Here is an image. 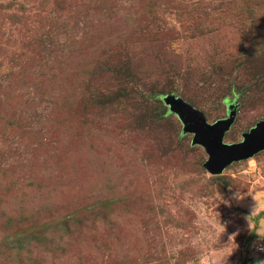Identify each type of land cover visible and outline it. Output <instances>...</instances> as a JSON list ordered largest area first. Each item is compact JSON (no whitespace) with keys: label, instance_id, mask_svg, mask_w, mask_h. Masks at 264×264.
Wrapping results in <instances>:
<instances>
[{"label":"rangeland","instance_id":"obj_1","mask_svg":"<svg viewBox=\"0 0 264 264\" xmlns=\"http://www.w3.org/2000/svg\"><path fill=\"white\" fill-rule=\"evenodd\" d=\"M171 101L264 121V0H0V264H264V149L209 174Z\"/></svg>","mask_w":264,"mask_h":264},{"label":"water","instance_id":"obj_2","mask_svg":"<svg viewBox=\"0 0 264 264\" xmlns=\"http://www.w3.org/2000/svg\"><path fill=\"white\" fill-rule=\"evenodd\" d=\"M169 105L182 122L184 130L194 133V143L204 148L208 155L204 167L211 175H217L230 163L246 160L264 149V121L246 135L241 143L227 146L222 143V137L232 122L231 117L209 127L182 103L171 101Z\"/></svg>","mask_w":264,"mask_h":264},{"label":"clouds","instance_id":"obj_3","mask_svg":"<svg viewBox=\"0 0 264 264\" xmlns=\"http://www.w3.org/2000/svg\"><path fill=\"white\" fill-rule=\"evenodd\" d=\"M246 165L247 167L246 169H244L245 174H252V173L257 172L258 164H257V160L254 157L248 158L246 161ZM261 179H264V178H261ZM248 194L253 195V199L255 201V207L252 210V214L264 210V193H248ZM242 198H243L242 196L237 197V199H242ZM218 199L222 200L220 195L218 196ZM219 224L224 232L225 227L220 222ZM257 235L260 236L261 238H264V227H262L260 230H257ZM230 240H231V246L228 248V250L224 252L222 255H219L218 259L212 260L211 264H226L227 258L232 255L233 251L237 247L235 244V235L230 237ZM202 264H204L203 261H202Z\"/></svg>","mask_w":264,"mask_h":264},{"label":"built area","instance_id":"obj_4","mask_svg":"<svg viewBox=\"0 0 264 264\" xmlns=\"http://www.w3.org/2000/svg\"><path fill=\"white\" fill-rule=\"evenodd\" d=\"M255 250H256L257 252H262V251H263V248H262V247H256Z\"/></svg>","mask_w":264,"mask_h":264}]
</instances>
